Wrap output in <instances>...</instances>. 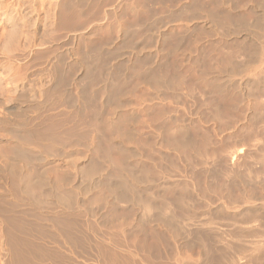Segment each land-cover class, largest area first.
<instances>
[{"label":"rangeland","instance_id":"374dc122","mask_svg":"<svg viewBox=\"0 0 264 264\" xmlns=\"http://www.w3.org/2000/svg\"><path fill=\"white\" fill-rule=\"evenodd\" d=\"M60 1L61 0H0V99L5 106H10V105L12 106L15 104L16 105L20 104L24 108L25 105H28V103H30V105L31 104H43V107L45 108L46 111L49 110L50 112H52V110H51L52 105L50 103H48V101L43 103L45 97H44V94L42 92L43 89H45L51 81V80H49L50 74L48 71H45V72L41 71L42 67H44V63L30 64L29 61H31L33 59L32 54L36 49L41 48V47L44 48L46 46H51V45H54L55 43H56L55 46H57L58 42H62L64 39H66L67 36L74 34L73 32H70L69 30L66 31L64 29H59V28L56 29L54 26V21L57 17L56 15H58V7L57 6H58V3ZM94 1H93V3H94ZM99 1L98 0L95 1L98 5H92L93 3L88 5L89 7L91 5L92 6L90 7L91 9H89V7L87 9L89 14H91V15L84 14L85 16L87 15L86 16V17H88L87 20L84 17V15H83V19H82V15H80L81 18L80 19L78 18L79 21L77 20L78 21L77 23L81 22V20H82V22L85 21L88 24H84L85 28L82 29V27H81V30H78L77 32H78V34L80 32V33H84L86 36H88L87 41L91 40L89 42H92V40H93L94 43L96 42V44L99 45L98 47L100 48L99 49L97 47V52L101 53V51H102V53L104 55V58H102L101 60L105 61V64L103 61H102V63H103V66L105 65L106 69L103 72H102V70L97 69V71H99L97 73L98 74L100 73V76H102V74L104 72H106V70L109 69V71H107V72H110V70L114 69V67L117 66L116 67V68H118V71H117L118 74L117 75L119 77L121 76L120 81H122V78H123L122 84L126 83L124 85L125 91L123 94H121V97H120L121 103L120 104H116L115 102L113 103V101H111L110 99H109L110 101H108L107 99L104 98L105 96L102 93L103 91L101 88V84H102L101 79L103 76L104 77L106 76V74H107V72H106L105 74H103V76L100 79L99 78L97 79L98 83L96 86L98 89H97V94H95V97H96L95 102L96 103H94V105L96 104L95 105L96 110H98L97 113H99L98 115H96V117H97V120L100 121L99 126H98L99 129L97 128L99 131V132L97 131L98 142L100 140L99 145L102 144L104 146L105 144L107 145L108 143L111 142L114 144V146H116V144H117L116 147L120 148L121 150H124L126 152V154L124 156V162H123V163H125V166H123L124 164L122 163L121 158L119 157V155L122 156L121 152L120 153L116 152L119 155H117L116 153L111 154L113 156V159L112 158L111 159L116 162V163L114 162L113 164L110 161L104 160L103 157L101 156V154H99L97 156V160L101 166V170L99 172L100 174L95 176V178H94L95 180L93 179V181H91L92 183L90 182V184L85 182V181H81V183H80L81 185H84V186L90 185V187L86 193L87 195H88V193L89 194H91V193L96 194L100 190V192L102 194H104V196H102V197H104V200H105V198L110 197V198H108V200H105L106 202L104 204L92 203L91 205L88 206L86 203H84L82 206H80L81 208L88 206V208H90L92 210L94 209L93 211H95L94 212L95 217L91 216L92 219H91V217L89 218V219H91L90 221L93 220V222L97 218L95 224L92 223L94 226H92L90 224L91 228H93L92 229L93 234H95L101 238L102 237H104V238L108 237L110 242H114L115 244H120L122 246H125L127 249L131 246L129 248V250H127L125 252L128 254V256L125 254L123 256V253L122 254L120 253V255L122 257H125V258H123L124 261L128 260L126 262H128V263L130 262L129 264H131L133 259H135L134 261H136L137 263L140 260L141 261V263L139 262L140 264H150L151 261L152 262L154 261L152 264H155V263L158 264L159 262L157 263V260H161L159 264H166L168 262H169L168 264H175V262H173L172 259H169V261H168L167 260L168 258L164 257V255H166L165 252H167L168 249L170 252V249H174V246L176 249L178 248L179 250H181V252H182V249H186V250L191 249L192 246L193 245L195 246V244L197 242L195 240L194 235H197L198 233H202V232H203V234H205L204 231L206 232L207 230L209 231V232H206L207 236L210 235V233L212 234L208 238L207 242L211 243V244L213 243L212 245L210 244V246H212L211 247L212 252L213 253L216 252V254H217V255L213 254L215 257H219V254H218V253H220L219 249H221L222 245H224V243H225L224 239H221V238L226 237V236H223L224 233L226 234V231H229L231 229H233V230L235 229V231H241V232L244 231L245 233L252 231V232H250L251 235H249V237L253 239V237H252L253 234H255L257 232L259 233V232L264 231L263 230L264 228H262V226H264L263 225L264 221H262V224L259 223V222H261L260 221L261 218H262V220H264V206H263L264 205V174H263L264 173V162H263L264 159H261V158H264V144H262V142H264V141H262V139H264V138H261V137H264V135H263L264 133L262 134L263 136H260L262 132H259L261 130H257L260 127V125L262 124V123L260 124L259 121L260 122L263 121V123H264V119H263L264 117L262 118V116H264V115L261 116V114L263 113L262 112L263 110L260 109V111H259V108L264 107L263 106L264 103L262 102V101H264V98H263L264 97V89H263L264 83L262 82V81H264V74H263L264 73V66H263L264 64L262 66L257 65L258 66L257 70L254 69L253 64H252L253 66L250 65L251 67H247L248 69H245V73L248 76V78H250V79H248V78L246 79L245 77H247V76L243 77V75H245L243 71H242L243 73H240L239 77H238V75L234 76V77L232 76L234 79H235V77H238L237 78L238 81L236 80L233 82L235 84H237L235 86V88L237 87L239 89H237L238 91L236 89H234L235 91H233L232 89L234 87L229 86L228 91L231 93H229L227 91L228 93L224 94V95H226L227 98L223 97V94L221 95V93L218 92L217 90L212 91L214 88L211 89L212 86L210 84L214 79H220V81H221L223 78L227 77V79H228L230 77V76L229 77L227 76V74H228L227 71H229V69H227V68L230 67V63L232 64L231 58L229 55L233 54L232 52H235L236 50L237 51L234 54L235 55L238 54V55H236V57H237L239 62L236 60V58H234V59L236 62H238V64L239 63L240 64H242V63L246 64L244 62H247L249 57L246 58L247 60H245V61L243 60L244 62H242V59H245L244 56L247 57V55H250V53H252L250 50L249 44L250 45L254 44V45L260 47L259 49L260 50L262 49L263 51L259 50V54L261 56L263 55L262 57L264 58V44H263L264 43V39H263L264 35L260 36L259 34H257L256 29H254L255 23H257V22H259V24H261V26L264 27V23H263L264 22V13H261L262 11L264 12V10H262V9H264V6L262 4H259V2L257 3L254 0H234L235 2H233V0H228L229 4L227 3L228 1H226V3L222 1L223 5L225 7V9H224L222 3L220 4V2H219V4H217V5H219L221 7V9L219 8L220 11L221 10L227 11L232 16H236V18L241 17L242 18L241 21L245 22L243 24V23L238 22L237 20H233L234 23L236 22V24H234L233 22L225 24V25H227V27H225V25H224V29L227 28L228 31H231V32L227 33V32H225L227 30H224L225 33H223L224 34L223 35L222 34V32H223L222 31L223 30L222 24H219V26H218V23H216V21L204 17V14L200 16V17L203 16L202 18H200L199 15L192 17V13H193L192 11H195V10L191 9V7H193L195 9V7L197 5H199V3H202V2L206 3V1L209 2L210 0H202V2H201V0H199V1L197 0L198 2L195 0L196 2L194 1V3H195L194 5H192L193 0H178L176 2L174 0H173L174 2L172 0H171L172 2L170 0H168V1L165 0L166 2L164 0L163 1L162 0H160V1L156 0L158 2L155 1V4L151 3V1H150L149 4H146V6L148 7L150 5L149 7L151 9L149 7L148 8L150 10H152L153 8L154 9L152 10V14H150V15H152V18H150V16L148 17L147 15H145L142 18L143 21L144 20L146 21V22L144 21V23H146L145 25H143L144 23L142 24L141 22H140L141 25L134 23L136 21L134 18V11H135L134 8L136 9V8L140 7L141 6L140 3L144 4L143 2H141V0H140V2H139V0H133V1L132 0H99ZM152 1H154V0H152ZM231 1H232V5L230 3ZM168 2H169V4H168ZM133 4L135 6L136 5H138V6L133 8L131 6ZM207 4H210V2L206 3V4L202 3L201 5H204V6H201V8H199V9L206 10V9H208V7L209 8L211 7V11H210V9H208L207 11L211 12V14H213L214 12H216L217 14L219 13V9H218L219 6L218 7L215 6L216 4L214 3L215 5L211 4V5H208L207 8H205ZM261 5H262V7H261ZM93 6H95V7H93ZM142 6H144V5H142ZM96 7L99 9V12L101 15L98 13L97 9H95ZM197 7H200V5ZM215 7L218 10H216V11L213 10ZM260 7H261V11H260ZM132 8L134 11L132 10ZM148 8H147V10H149ZM171 8H172L173 12L171 11ZM186 8H190L191 10L189 9V11H188ZM183 9L185 10V12L182 11ZM84 10H86V8ZM84 10H83V12L86 13L87 11H84ZM92 10L94 13L93 15L91 12ZM154 10H155V13H153ZM123 11H125V12H123ZM181 11L184 13H182ZM96 12L99 14V16H97L98 14ZM95 13H96V15H95ZM149 13H150V11H149ZM149 13H148V15H149ZM201 13H203V12H201ZM233 13H235V14H233ZM174 14H176L175 16H177V14L178 15L183 14V15L180 16L179 19L177 18V20H176V17L175 18L173 17ZM217 14H214V15L217 16ZM237 14H238V16H237ZM256 14L258 15V18H257ZM239 15H241V16H239ZM261 15L263 18L261 17ZM242 16L243 17L245 16V18L247 20L245 18H243ZM181 17L184 19H182ZM186 17H187V19H186ZM132 18L135 21H133ZM173 18H174V20H173ZM203 19H204V21H203ZM208 19L211 20V22L207 23L209 21ZM255 19L256 20L260 19L261 22L259 20L255 21ZM15 20H19V24H20L19 29H21L20 30L21 32H19V35L16 36L17 37L16 40H15V36L12 39L10 38V40H9V38L7 39V36H6L7 31L10 30L12 22H14ZM20 20L22 21L21 23H20ZM119 21H121V23ZM126 22L127 23L130 22L129 23L130 25L133 23L131 25V27L134 26L135 24L136 25H135V27H133L131 29L129 27V30H128L127 26H129V25L126 24ZM122 23H124V25H125L124 28L127 27V30L129 32H131L132 35L129 34V36H132L131 38L128 37V33L126 34V32H125V31H127L126 28L124 31ZM238 23L240 25H238ZM80 24H82V23H80ZM230 24H232V25H230ZM138 25L141 27H139ZM209 25L210 26H216L217 28L216 27H210ZM228 25L232 26V27L229 28ZM119 26H121L122 28ZM136 26H137L138 30H137ZM243 26H245V27L242 28ZM218 27H220L222 30L220 28L218 29ZM246 27H247V29H246ZM231 29H233V30H231ZM238 29H239V31H238ZM240 29L241 30L243 29V30L240 31ZM219 30H221V31H219ZM76 34L77 33L75 32V35ZM225 34L227 36H225ZM65 35H66V37H65ZM122 35H124V38H129V41H131L129 44L130 46L123 48L120 45L121 41L124 39L122 37ZM258 36H260L259 39H258ZM121 37H122V39H121ZM245 39L247 40V42ZM254 39H258V41L257 40L255 41ZM234 40L235 41L236 40H238V41L243 40L242 41L243 43L246 42V45H248V46H246V48H244V49L247 50L249 53L247 51L241 52L244 50V49H242V50H240V52L245 53V55L244 54L241 55V53L238 52L239 51V49H237L238 47L236 49L234 48L235 46H237L236 42H238V41L235 42ZM229 41H230V43L232 42V45L233 44H235V45L232 46L229 43ZM77 42L73 43L71 46L70 45H63L60 48L61 51L62 50L64 52L66 51L65 57L68 60L67 61L65 59L66 62H69L71 60V57H70L68 50L73 49V48L75 49L76 46H77L76 50L78 48H80V46H81L80 42L79 43H77ZM259 42L262 43L263 46ZM40 43H42V46ZM225 44H229V45L225 46ZM219 46H220V48H219ZM210 47L212 50L210 49ZM227 50H229L231 53ZM27 55H29V56H27ZM235 55L234 56L232 55V56L235 57ZM24 60H28V64L30 66H28L27 70L26 69L19 70L18 66ZM138 60H140V61L136 62ZM240 60L242 63L240 62ZM135 62H136V64H135ZM133 63H134V65H133ZM228 63H229V65H228ZM257 66H255V67H257ZM135 67H136V69H135ZM67 68H68L67 66H66V69L63 68L65 74H69V71H71ZM116 68H115V70H117ZM154 68H155V70L157 68L159 70L157 69V71H155ZM222 68H224V69L222 70ZM139 69H140V71H139ZM148 69L154 70L152 72L159 74V76L161 75L160 76L161 79H162V77H164L163 78L164 82L162 81L163 85L162 84H156L155 82H151V81L147 83V81L143 80V78L149 72ZM175 69L177 72L174 71ZM65 70L66 71L68 70V73ZM146 70H147V73H146ZM246 70H248L250 72L247 73ZM14 71H15V73H14ZM161 71L163 72L164 76L162 75V73L161 74L159 73ZM221 71H223V72L221 73ZM46 72H48L49 75ZM143 72H145L146 75ZM257 72L260 73L259 76H258ZM119 73H120V75H119ZM174 73H175V75H177V73H178V75H177L178 77L174 76L173 75ZM251 73L253 74L252 76H250ZM261 73L263 75H261ZM139 74L141 75V77H139ZM143 74H144V76L142 77ZM214 75H215V77H214ZM253 76H254V79L252 80ZM104 77H103V79H105ZM175 77L178 79V81L180 83L178 86L174 84V83L177 84V82H178ZM210 77H212V78L214 77V79H211ZM173 78H175L177 82L174 81ZM240 78L242 79L241 82L239 80ZM261 78H262V80H261ZM206 79L210 80L209 81L210 84L208 83V80H206ZM227 79H226V82H227ZM259 80H261L260 83H259ZM224 81H225V79H224ZM243 81H244V84H243ZM245 81H246V83L248 82L247 85H246ZM249 81H250V83L252 81L251 84L253 86H256L255 84L258 81L257 86H256L257 88L254 89L255 91L253 89H251V88H255V87H253L252 85H251L252 86L251 87ZM237 82H240V83H237ZM253 82H255V84ZM141 83H143V84H141ZM260 84L263 86H260ZM137 85H139V86H137ZM209 85H210V88H209ZM67 87L69 89H67ZM67 87H65L66 88L65 93L69 94V92H70V94H71L70 98H72V99L76 98L77 99V96L79 93V89H78L79 87L76 84H74L72 81H69V86L67 84ZM99 87H100V89H99ZM261 87H263V88H261ZM122 88H123V85H122ZM86 91H88V88ZM232 91H233V93H232ZM235 92L238 94V95H236V96H238L237 97L238 99L235 96V94H236ZM251 93H252V95L253 94L254 95L252 96ZM68 94H65L63 96L66 98V100L63 98L65 102L67 101V99H69L67 96ZM227 94H229V95H227ZM232 94H234V95H232ZM18 95L23 96V97L21 99H19ZM155 95H157V98ZM219 95H221L222 97ZM230 95L234 96V98ZM231 97L233 99H235V98L236 99L231 100L232 99ZM252 97L253 98L255 97V98L253 99ZM225 99H227V100H225ZM240 99L242 101H237ZM259 100H261V101H259ZM45 101H46V99H45ZM75 101H77V100H75ZM26 102H27V104H26ZM69 102L70 101H68L64 105H62L59 108L60 110H58V109L53 110V111H55L54 112L55 114L59 115L58 118L59 117L64 118L66 116V114H64V112L68 113V111H69L68 114L75 112V108L73 106H70L68 104ZM227 102H230V103H227ZM46 103H47V105H46ZM203 103H205V104H203ZM252 103H254V104H252ZM259 104H262L261 107ZM252 105H256V107L252 106ZM120 106H121V108H120ZM85 107H86V109L88 108L87 105ZM85 107H84V103H83V110H84L83 111L84 112L83 113L84 114L83 119L85 118V121L82 119H81L82 121L81 120L80 121L81 122L84 121L86 123V120H88L87 114L90 112L88 111V109L85 110ZM231 107H233V108H231ZM234 107L237 109L235 110ZM250 109H252V110H250ZM257 109H258V111H257ZM45 110L44 109L42 110V112H44V114L47 113ZM232 110L235 112V113L233 112L234 114L231 112ZM253 110H254V112H253ZM257 112L259 113L258 115L261 116V119L258 118V115L256 114ZM85 113H86V116H85ZM253 113H254V115H253ZM33 114L34 113L32 112V113H30V115H28L25 128L26 127L28 128L29 126L34 124V122H33V124L30 125L32 120L35 121V119H34L35 115L33 116ZM62 114H63V116H62ZM255 114L257 115V118H255V121L259 119L258 122L257 121L255 122L256 124L253 123L254 122L253 118L256 117ZM79 116L80 115H78V117ZM249 116L250 117L253 116L252 117V121H253L252 123L254 124L253 128L254 127L257 128L256 125L259 124L257 129L254 128L255 130H257L254 132H256V133L259 132L260 138L258 137L257 134L256 135L252 134L254 132H251V131H253L254 129L251 127L253 124L251 123V118ZM97 120H96V122H98ZM167 121H169V122H167ZM171 121L174 123H172ZM65 123L66 124H63L62 126H65V125L68 126L70 124V122H67V121ZM85 123H84V125H86V126L83 125V127H80L82 125L81 124V125H79V128L85 129L86 127H88L87 124H85ZM228 123H229V125H228ZM27 125H29V126H27ZM181 125H182V128H181ZM263 125H261V127L259 129L264 130ZM62 126H59V127L62 128ZM174 126L176 127V129L174 128ZM179 126H180L179 132L182 136L184 135V137H182L179 134V132L177 131ZM249 126H250V128H249ZM172 127L174 128V130ZM60 128H57V129H60ZM169 128L172 132H174L173 134L170 132ZM249 129H251V130H249ZM181 130H182V132H181ZM175 132H176V134H175ZM232 134L236 137H233ZM252 136H254V139L252 138ZM255 136L258 137V140H257V137H255ZM171 137L172 138L174 137V138L172 139ZM228 137H229V139H228ZM230 137H233V138H230ZM171 139L173 140L172 141L173 143L171 142ZM175 139L178 141H180V140L184 141L185 140L187 142L186 148L183 149V147H181V148L179 147L181 150L179 148H178L179 150L177 148H174L175 147L174 142H176ZM188 140L192 143L195 142L196 144L193 143L194 144L193 145ZM227 140H229V141H227ZM255 140H257L258 142ZM207 141H208V143H207ZM251 141H252L253 145L251 144ZM259 141H260V143H259ZM248 142H250V143H248ZM5 143L6 144L9 143V136L6 133V131L2 130L1 125H0V150H2V147H3V145H5ZM201 143H203V144H201ZM233 143H234V145H232ZM66 144H68V143H66ZM222 144L224 146H227L226 148L228 149L229 152L231 151L230 157L227 154L225 155L224 152H226L228 154H230V153L228 151H226L227 149ZM198 145L200 146V149H199ZM192 146H194L195 148ZM28 147L29 146L26 145V148H28ZM100 147L104 148L102 146H100ZM214 147H217V148L214 149ZM68 148H69V145L65 146V149H68ZM201 148H203V149H201ZM29 149H33L31 147V145L28 148V151H29ZM194 149L196 151H194ZM210 149H212L215 152H213L212 150L210 151ZM72 152H73L72 156L77 161L81 160V158H79V156H85V150L83 149V145L82 146L80 145L74 149L72 148ZM182 152L183 153L187 152L186 155L188 156V154H189V156L192 157V159L189 156L186 159L183 156L185 154H182ZM260 152L262 153V157H261ZM196 153H197V155H196ZM256 153H257V156H256ZM86 154L88 155V153H86ZM198 154H200L201 157H203V156L204 157L200 159ZM222 154H224V156ZM179 155L182 158H180ZM192 155L195 158H193ZM206 155H207V157H206ZM122 158H123V156H122ZM47 159H49V158H47ZM204 159H205V161H204ZM249 160H250V163H248ZM59 161H60L59 163L61 164V168L63 170L65 169V171H67L69 168H68V166H67V168L65 167L66 166L65 160L61 159ZM253 161H255L256 164ZM223 162H225V163H223ZM261 162H263V163H261ZM135 163H137V164H135ZM193 163H194V165H193ZM199 163L200 164L202 163L201 166ZM17 164L22 169H24L25 165L23 163V160H21V161L18 160ZM117 164L120 165V167H122V168H120ZM135 165H137V166H135ZM139 165L142 167L140 168ZM2 166H3V163H2L1 158H0V169L2 168ZM127 166H129V167H127ZM225 166L229 168V169L228 168L227 169L230 172L228 174L226 171V174L228 175V176L226 175V177L224 175L225 173L224 174L221 173L222 170L223 171H224V169L226 170ZM130 167H132L133 170L135 168V170H134L135 172L132 170V175H131V169L132 168L130 169ZM194 167H195V169H194ZM249 167H251V168L249 169ZM115 168L121 169V171L123 170L122 172L124 175L120 176V175H122V172L119 173L118 175L115 174L116 173ZM128 168L130 169V173L127 171ZM139 168L146 172V173H144L143 176H141L140 172L138 171ZM208 168L210 169V171ZM219 168H220V170H219ZM245 168L249 170L248 172L250 173V175H249V173H247V171L245 172V174L247 173L248 176H247V174L246 175L244 174V171L246 170ZM125 169H126V171H124ZM146 169L148 170V172ZM252 170H254L255 173ZM69 171H71V173H72L71 175L74 174L73 170H69ZM118 171H117V173H118ZM234 171H236L238 174ZM156 172L158 174H156ZM231 172L233 174H231ZM252 172L256 176L254 178H249V177L253 176ZM136 173H138V174H136ZM147 173L149 175H147ZM153 174H156V175H153ZM211 174H213V177ZM230 174H231V176L233 175V177L234 176L236 177V175L240 174L241 176H244L243 178H245V179H242V177H240V179H239L238 177L240 175L237 176L236 178H232L230 176L232 179H235L232 181V179L229 177ZM102 175H104L107 179L103 177V181H102L101 180ZM146 175H147V177H145ZM150 175H151V177H150ZM123 177H125L126 179ZM224 177H225V179H224ZM108 178L112 179V180H109ZM122 178L126 181L127 184L125 182H123ZM138 178L141 179V181ZM132 179L133 180L136 179L139 182L137 181L138 183H136V180H134L135 181L134 182ZM145 179H146V181H145ZM251 179L253 181H251ZM113 180H114V183L116 182L115 184L118 183L117 181H121L124 186L126 184V187L127 186L131 187L132 185H134L135 189L137 188V192H139V191H140L139 193L143 192L141 194L143 195L144 198H146L150 202H154V200H156V202L154 204L156 205V203H158L157 205L158 206L161 205V207H162V201L159 199L164 198V196L166 195L163 200L164 201L166 200V205L169 207L167 208V206H166V209H164V205H165L164 201H163V207L162 208L159 207L160 208L159 209L156 206V209L154 210L155 212L153 211L152 214L148 215V216H151V215L153 216V217L151 216V218H152L151 220H153L152 222H150L151 220L148 216L145 217V219H144L145 222H143V224H141L137 220H134L135 219L134 216L135 217L137 216L136 218H138L139 215L141 214L140 212H142V210H139V208H141L139 205H135V206L129 205V208L131 210L130 213H133V212L134 213L131 214V217H130V220H128L129 221L128 223L130 224V226H133V228H135V229L139 227L138 225L143 227V229L146 226L145 227L146 228L145 233H147V240L148 241L151 240L150 238L148 239V237H149L148 236L149 235L148 230L150 232L151 231L150 229L153 228V226H154L155 230H158V232L159 231L160 232L166 231L167 233L170 232L169 235L170 234L173 235V236H171V235L170 236L174 240L171 241V237L168 236V234H166V232H163L164 239L166 237L167 238L165 240L162 238V239H160L161 242L159 241L160 243L159 242L157 243L158 245H156V246L159 250L154 248V251H153L152 249L147 250L148 249L147 248L145 250V248L144 249L142 248L146 252H144V251L142 252V249H138L139 250V252H138L137 248L139 246L137 245L138 244L136 242L137 240L133 237L135 234L134 235L130 234V233H133V231L130 230V226L128 225V223L122 224L121 221H119V222H117L118 225L116 224V226H117L116 227L115 224H112L111 222H109V219L106 218V216L108 217V215H109V213H107V212H109L108 209L111 210L110 207H112V206H115V208H117V209H120V207H122V208L124 207L123 210L120 209L121 211H125L128 208L127 203H126L127 205H125L124 202H117V201L114 202L113 195L109 196L110 193H109L108 189H105V187L108 186V184H110V182H113ZM104 181H105V183H104ZM231 181L233 183H231ZM252 182H253V185H252ZM102 183H104L105 186ZM179 183H181V184L179 185ZM244 183L247 185H245ZM175 184L180 186L179 187L180 189L179 188L176 189L174 187ZM164 187H167V188L170 187V190L168 189L169 192L166 189L167 190V193L165 192L166 194L164 193V191H166V190H164ZM185 187L187 188L186 190H185ZM140 189H142V190H140ZM229 189H230V191H229ZM118 190L121 191V188ZM171 190L174 193L175 192L178 193V191L180 193H178V194L175 193L176 195L173 196L174 193ZM252 191H253V193H252ZM161 192H163L164 194L162 195ZM171 192L173 194H171ZM154 194L158 195L161 198H159L158 196H157L158 197L157 198L156 195H154ZM178 195L180 197H184L183 200L186 201L184 203H187L186 205H189V207L185 206V204H183L182 201L181 202L175 201V197H177ZM230 195L234 196V197H231ZM109 199H111L112 202ZM107 201L110 202V204L111 203L112 204L111 205L108 204ZM113 202H114V204H113ZM234 202L235 203L237 202L236 206H235ZM168 203H169V205H168ZM106 204H108V205L105 206ZM179 205L181 207L184 206V208L185 207L186 208L185 209L183 208L184 210H182ZM232 205L234 206L235 209L232 208L233 207ZM246 206H248V207H246ZM95 208H97V209H95ZM132 208L134 209V211L132 210ZM135 208L138 210H136ZM169 208H171V209H169ZM189 208L192 209L193 211L190 210ZM246 208H249L250 210L246 209ZM170 210H171V212H168ZM244 210H248V214L250 216L247 213H245L246 211H244ZM172 211H173V214H172ZM96 212H97V216L95 215ZM99 212H101V216H100ZM135 212H137V213H135ZM163 212H164V214H162ZM186 212L188 213V215H185ZM153 213L154 214L156 213L157 215H160L159 213H161V215H164L163 216L164 219H162L163 217L161 218V215L159 216L160 219L158 217L154 218ZM190 213H191V215H189ZM193 213L196 215V219H194L195 215ZM258 214L260 216L262 214L261 218ZM170 215H176L179 218L180 217L183 218V216H185V217L191 216V218H193V220H191V218H188V217L186 219L180 218V222L178 221L179 223L175 222L176 223V224L174 223L175 225L173 223H171L172 225H170V226L173 227V229H170V226H169L168 221H167L169 219L165 218V216L169 218ZM257 215H258L259 219H256L258 217H256V218L254 217ZM207 217H210V219H212L216 222L218 220V223H215L216 226L214 225V221H213V224L209 223L208 220L206 219ZM213 217H215L216 220L213 219ZM217 217H221V219L223 221L221 220V222H220L219 221L220 219L219 218L217 219ZM251 218L252 219L255 218V219L250 220ZM157 219H159V221H157ZM146 220H147V223H146ZM148 220H150V221H148ZM161 220H163L164 222ZM181 220L183 222H181ZM237 220H242L243 222L238 221L237 224H234V223H236L235 221H237ZM246 220H247V222H246ZM255 220H257L258 222ZM232 221H234V223ZM203 222H205V225ZM230 222L233 223V224L231 223L232 226H231ZM227 223L230 225H228ZM119 224H121V225H119ZM177 224L178 225L181 224V225L178 226ZM259 224H260V226L261 225L262 226L260 227ZM95 225L96 226L98 225V226L95 228ZM206 225H208V226H206ZM120 226L123 228V229H121V231L119 230V228H121ZM175 226L177 228L180 227L182 229L181 231H183V232L179 233L178 232V231H180L179 228L177 229ZM225 226H227V227L225 228ZM112 227H114V228L112 229ZM149 227H150V229H149ZM94 228H95V230H94ZM125 230H128V231L126 232ZM186 230H187V232H186ZM189 230L190 231L195 230L194 231L195 234L193 233V231H191L192 233L190 232L191 233L190 234ZM122 231L124 232V234L125 233H128V234L124 235L122 233ZM174 231H177L178 233L175 232V234H173ZM95 232H98V233H95ZM213 232L215 234L214 238H213ZM231 232L233 233L234 231L231 230ZM165 234H166V237H165ZM180 234L181 235L187 234V236H190L189 238H186L185 248L183 246V244L185 242L184 237H187V236L186 235L182 236L183 237L182 238ZM219 234H221L223 237H221V235H219ZM229 234H230V231H229V233L227 232L226 238H229L228 237ZM191 235H193V236H191ZM245 235H246L245 238L247 239L248 234H245ZM174 236L176 237V239L174 238ZM178 236H180V237L177 238ZM215 236L216 237L218 236V237L216 238ZM254 237L256 238L255 235H254ZM169 238H170L171 242L169 241ZM250 238H248L247 240H250ZM127 239H129V241L131 239V241L133 240L134 242L130 241L131 242L130 243ZM189 239H192L193 241L191 240L192 241L191 242ZM125 240H127V242ZM189 241H190V243H189L190 245L187 243ZM228 241L231 242V239H229ZM172 242H173L174 246L170 245ZM218 242H221V244H219ZM246 242H247L246 240H241V244H240L239 241H234L235 244L236 243L240 244L239 246H242V244H243V246H247L248 244ZM54 244H55L54 242H50V243L47 242V245L51 246V247L57 246L56 244L55 245ZM127 244H128V247H127ZM134 244H136L138 247L135 246ZM167 245L171 248H169ZM62 246L63 245L60 244L56 248H58L60 251L62 250L63 252H66L68 254L69 253L68 247L66 249L65 248L66 246H64V247H62ZM181 246H182V248H181ZM197 246H199L198 243H197L196 247H194V248L195 249L199 248V250H200V247L197 248ZM155 249L160 252V256L157 253H155ZM178 249H177V251L179 253H181ZM67 250H68V252H67ZM186 250H183L184 252H182V253H189V251L185 252ZM192 250H193V248H192ZM199 250H195V251H199ZM129 251L132 253L131 255H130ZM172 251H174V250H172ZM161 252L163 254H161ZM133 253H136V256L133 255ZM121 256L119 258L120 260L117 261V262H120L119 264H123L122 263L123 259L121 258ZM129 256L130 257L133 256L132 259L131 258L126 259V257H129ZM153 256H155V258ZM244 256H245V254L240 255L239 257H242V258H239V261L244 262L245 260L242 261L243 258H245ZM141 257H142V259H141ZM157 257H159V258H157ZM195 257L193 259H196ZM149 258L151 259L150 263H146L148 260H150ZM165 258H166V260H165ZM258 259H256L257 261L255 260L257 262V263L254 262L255 264H259L258 262H260L261 258H258ZM43 261H44L43 263L46 262V264L50 263L49 260H43ZM47 261H49V262H47ZM165 261H167V262H165ZM126 262L124 264H128ZM133 262H132V264H133ZM136 262H135V264H136ZM237 262H238V260H237ZM241 262H239V263H241ZM261 262H263V261L261 260ZM261 262H260V264H262ZM79 263L80 264H82V263L88 264L89 262L83 261L82 263L81 262H79ZM58 264H63V263H58ZM89 264H91V262ZM116 264H118V263H116ZM243 264H247V263H243ZM263 264H264V262H263Z\"/></svg>","mask_w":264,"mask_h":264},{"label":"bare ground","instance_id":"6f19581e","mask_svg":"<svg viewBox=\"0 0 264 264\" xmlns=\"http://www.w3.org/2000/svg\"><path fill=\"white\" fill-rule=\"evenodd\" d=\"M93 1L94 0H61L59 3H58V15H56L57 17H56V19H55V21H54V26H55V28L56 29H64V30H69L70 32H73L74 34H72V35H70V36H67L66 37V35H65V37H66V39H64L62 42H58L57 43V46H55L56 45V43L54 44V45H51V46H46V47H44V48H38V49H36L34 52H33V54H32V60L31 61H29V63L30 64H33V63H44V67H42V69H41V71H43V72H45V71H48L49 72V74H50V78H49V80H51L50 81V83H49V85H47V87L45 88V89H43V94H44V102L43 103H45V102H47L48 101V103H50L52 106H51V110H52V112H50L48 109V111H46L45 110V108L43 107V104H31L30 105V103H28V105H25V107L23 108L22 107V105H20V104H15V105H10V106H5L4 104H3V102L1 101V99H0V125H1V128H2V130H4V131H6V133L8 134V136H9V143L8 144H6L5 143V145H3V147H2V150H0V158H1V161H2V163H3V166H2V168L0 169V264H46V262L45 263H43L44 261L43 260H49L50 261V263H48V264H58V263H63V264H80L79 262H83V261H88L89 263L91 262V264H116V263H120V262H117L118 260H120L119 258H120V253L122 254L123 253V256H124V254L125 255H127L128 256V254L127 253H125L127 250H129V248L131 247H129L128 249L125 247V246H122V245H120V244H115L114 242H110L109 241V238L108 237H99V236H97V235H95V234H93V231H92V229L93 228H91V225L92 226H94L93 224H95V222H96V219L94 220V222H93V220L92 221H90L91 219H92V217L91 216H93V217H95L94 216V212L95 211H93L92 209H90V208H88V206L89 205H91L92 203H101V204H104L106 201L105 200H108V198H110V197H107V198H105V200H104V197H102V196H104V194H102L101 192H100V190L96 193V194H89L88 193V195L86 194L87 193V190L89 189V187H90V185H86V186H84V185H81L80 183H81V181H85V182H87V183H89L90 184V182L91 181H93V179L95 178V176H97L98 174H100L99 172H100V170H101V166H100V164L98 163V160H97V156L99 155V154H101V156L103 157V159L104 160H106V161H110L112 164L115 162L114 160H112L113 159V156L111 155L112 153H116V152H118V153H120L121 152V154H122V156H123V158H122V156H120L118 153H116L117 155H119V157L121 158V161H122V163L124 162V156H125V154H126V152L124 151V150H121L120 148H117L116 146H117V144H116V146H114V144L113 143H108L107 145L105 144L104 146L101 144V145H99L100 144V140H99V142H98V138H97V131H98V126H99V122L100 121H98L97 120V117H96V115H98L99 113H97V111L98 110H96V104L94 105V103H96L95 102V100H96V97H95V94H97V83H98V81H97V79L99 78H101L102 76H103V74H105L107 71H109V69L108 70H106V72H104L103 74H102V76H100V73L98 74L97 72H99V71H97V69H100V70H102V72L106 69L105 68V65L103 66V63H102V61L103 60H101L102 58H104V55H103V53H102V51H101V53L100 52H97V47L99 46V45H97L96 44V42L94 43V41L92 40V42H89V41H91V40H88L87 41V38H88V36H86L84 33H80L79 32V34H78V30H81V27H82V29L83 28H85V25L84 24H88L87 22H85V21H83L82 22V20H81V22H79V23H77L79 20H78V18L80 19L81 17H80V15H82V19H83V15L84 14H89V12L87 11V9H88V5H90L91 3H93ZM95 1H97V0H95ZM94 1V3L92 4V5H98L96 2ZM99 1V0H98ZM133 1V0H132ZM131 1V2H132ZM151 1V3H153V4H155V1L156 0H154V1H152V0H141V2H143L144 4H142V3H140L141 4V6L142 5H144V6H140V7H138V8H134V7H137L138 5H131L133 8H134V10H133V8H132V10L134 11V18H135V20L133 19V21H135L134 23H137V24H139V25H141V23L143 24L144 23V21L142 20V18L145 16V15H147L148 17L150 16V18H152V15H150V14H152V10L154 9H152V10H150L147 6H146V4H149V2ZM158 1H160V0H158ZM158 1H156V2H158ZM163 1V0H162ZM165 1V0H164ZM168 1V0H167ZM171 1V0H170ZM173 1V0H172ZM171 1V2H172ZM175 2L176 1H178V0H174ZM173 1V2H174ZM194 1L195 0H193V4L192 5H194L195 3H194ZM197 1V0H196ZM195 1V2H196ZM199 1V0H198ZM197 1V2H198ZM222 1L223 2H225L226 3V1H228V0H210L209 2H210V4H207L206 5V7L205 8H207V6L208 5H211V4H214L215 6H219V5H217V4H219V2H220V4L222 3ZM254 1H256L257 3L259 2V4H262L263 6H264V0H254ZM100 2V1H99ZM139 2H140V0H139ZM166 2V1H165ZM192 2V1H191ZM201 2H202V0H201ZM209 2H207L206 1V3H209ZM233 2H235L234 0H233ZM96 3V4H95ZM101 3V2H100ZM133 3V2H132ZM150 3V4H151ZM160 3V2H159ZM203 4H206L205 2H202ZM202 3H199V5H200V7H197V6H199V5H197L196 7H195V9L193 8V7H191V9H193V10H195V11H192L191 13H192V17H194V16H198L199 15V17L201 16V15H203L204 14V17H206V18H209V19H211V20H214V21H216V23H218V26H219V24H222V29L220 28V27H218V29L220 28L223 32H222V34L223 33H225V32H227V33H229V32H231V31H228V29L227 28H225L224 29V25L225 24H228V23H230V22H233L234 23V21L233 20H237L238 22H240V23H245V22H242L241 20H242V18L240 17H238V18H236V16H232L230 13H228L227 11H220V9H221V7L219 6L218 7V9H219V15L216 13V12H214L213 14H211V12H209V11H207L208 9H210V11H211V7L209 8L208 7V9H206V10H202V9H199V8H201V6H204V5H201ZM228 4H229V1L227 2ZM231 3V5H232V1L230 2ZM138 4V3H137ZM139 4V5H140ZM161 4V3H160ZM164 4V3H163ZM168 4H169V2H168ZM190 4V3H189ZM91 5V6H92ZM101 5V4H100ZM187 5V4H186ZM191 5V6H192ZM222 5H223V3H222ZM221 5V6H222ZM262 5H261V7H262ZM90 6V7H91ZM152 6V5H151ZM155 6V5H154ZM168 6V5H167ZM213 6V5H212ZM89 7V9H91ZM93 7H95V6H93ZM99 7V6H98ZM153 7V6H152ZM169 7V6H168ZM223 7H224V5H223ZM222 7V8H223ZM261 7H260V11H261ZM86 8V10H84ZM131 8V7H130ZM146 8V9H145ZM147 8L149 9V10H147ZM197 8V9H196ZM95 9H97V11H98V13L100 14V12H99V9L96 7ZM94 9V10H95ZM125 9V8H124ZM188 11H189V9L190 8H186ZM190 9V10H191ZM213 9V8H212ZM216 7L213 9V10H218ZM224 9H225V7H224ZM83 10L84 11H87L86 13L85 12H83ZM202 10V11H201ZM212 10V11H213ZM231 10V9H230ZM262 10H264V9H262ZM16 11V10H15ZM90 11V10H89ZM131 11V10H130ZM132 11V12H133ZM149 11H150V13H149ZM171 11H172V8H171ZM182 11H184L185 12V10L183 9ZM181 11V12H182ZM92 12V15L94 14L93 13V10L91 11ZM95 12V11H94ZM123 12H125V11H123ZM173 12V11H172ZM184 12H182V13H184ZM201 12H203V13H201ZM83 13V14H82ZM97 13V12H96ZM96 13H95V15H96ZM97 13V14H98ZM148 13H149V15H148ZM153 13H155V10L153 11ZM260 13V12H259ZM261 13H264L263 11L261 12ZM99 14L97 15V16H99ZM126 14V13H125ZM214 14H217V16L216 15H214ZM233 14H235V13H233ZM86 15V16H87ZM89 15H91V14H89ZM101 15V14H100ZM124 15V14H123ZM176 14H174V18L176 17V20H177V18L179 19L180 18V16H182V15H178L177 14V16H175ZM185 15V14H184ZM257 15V14H256ZM255 15V16H256ZM263 15V14H262ZM262 15H261V17H262ZM85 15H84V17L86 18V20H87V18L88 17H86ZM154 16V15H153ZM237 16H238V14H237ZM239 16H241V15H239ZM26 17V16H25ZM133 17V16H132ZM147 17V18H148ZM188 17V16H187ZM187 17H186V19H187ZM198 17V18H199ZM203 17V16H202ZM202 17H200V18H202ZM243 17V16H242ZM174 18H173V20H174ZM182 18V17H181ZM243 18H245V16L243 17ZM257 18H258V15H257ZM263 18V17H262ZM182 19H184V18H182ZM189 19V18H188ZM205 19V18H204ZM204 19H203V21H204ZM208 19V20H209ZM246 19V18H245ZM78 20V21H77ZM152 20V19H151ZM196 20V19H195ZM201 20V19H200ZM211 20H209L207 23H209V22H211ZM247 20V19H246ZM257 20H259L260 22H261V20L260 19H257ZM256 19H255V21H257ZM263 20V19H262ZM91 21V20H90ZM132 21V22H133ZM138 21V22H137ZM143 21V22H142ZM244 21V20H243ZM22 21L20 20V23H21ZM24 22V21H23ZM85 22V23H84ZM120 23H121V21H119ZM141 22V23H140ZM146 22V21H145ZM28 23V22H27ZM80 23H82V24H80ZM130 23V22H129ZM129 23H127L126 22V24H128L129 26H127L128 27V30H129V27H130V29L131 28H133V27H135V25L134 26H132L131 27V25L133 24H129ZM214 23V22H213ZM264 23V22H263ZM118 24V23H117ZM146 23H144L143 25H145ZM234 24H236V22L234 23ZM32 25V24H31ZM39 25V24H38ZM138 25V26H139ZM215 25V24H214ZM230 25H232V24H230ZM238 25H240L239 23H238ZM263 25V24H262ZM122 26H123V28H124V23H122ZM210 26V25H209ZM235 26V25H234ZM119 27H121V26H119ZM127 27H125L126 28V30H127ZM139 27H141V26H139ZM143 27V26H142ZM210 27H216V26H210ZM225 27H227V25H225ZM228 27L229 28H231L232 26H229L228 25ZM236 27V26H235ZM245 26H243L242 28H244ZM253 27V26H252ZM255 28L254 29H256V31H257V34H259L260 36H263L264 35V27L263 26H261V24H259V22H257V23H255V26H254ZM20 28V24H19V20H15L14 22H12V25H11V28H10V30L9 31H7V39L9 38V40H10V38L12 39L14 36H15V40H16V36L17 35H19V32H21L20 30L21 29H19ZM122 28V27H121ZM125 28H124V31H125ZM136 28H137V26H136ZM217 28V27H216ZM234 28V27H233ZM238 28V27H237ZM212 29V28H211ZM214 29V28H213ZM236 29V28H235ZM246 29H247V27H246ZM120 30V29H119ZM123 30V29H122ZM127 30V31H128ZM137 30H138V28H137ZM136 30V31H137ZM217 30V29H216ZM215 30V31H216ZM221 30H219V31H221ZM224 30H227V31H225L224 32ZM231 30H233V29H231ZM243 30V29H242ZM241 29H240V31H242ZM245 30V29H244ZM127 31H125L126 32V34L128 33V37H132V36H129V34H131V32H127ZM131 31V30H130ZM238 31H239V29H238ZM75 32L77 33L76 35H75ZM121 32V31H120ZM214 32V31H213ZM233 33V32H232ZM134 34V33H133ZM27 35V34H26ZM88 35V34H87ZM132 35V34H131ZM224 35V34H223ZM229 35V34H228ZM126 36V35H125ZM222 36V35H221ZM225 36H227L226 34H225ZM260 36H258V39L260 38ZM64 37V38H65ZM122 37L124 38V35H122ZM122 37H121V39H122ZM224 37V36H223ZM256 37V36H255ZM248 38V37H247ZM243 39V38H242ZM258 39H254L255 41L257 40L258 41ZM263 39H264V37H263ZM62 40V39H61ZM100 40V39H99ZM229 40V39H228ZM246 40V39H245ZM244 40V41H245ZM251 40V39H250ZM78 41V42H77ZM86 41V42H85ZM233 41V40H232ZM235 41V40H234ZM236 41H238V40H236ZM235 41V42H236ZM243 40H241V41H238V42H236L237 44V46H235L234 48L236 49L237 47V49H239V51L238 52H240V50H242V49H244V48H246V46H248V45H246V42H247V40H246V42L245 43H243L242 42ZM249 41V40H248ZM254 41V42H255ZM75 42H77V43H79L80 42V48H78L77 50H76V48H77V46L75 47V49L73 48V49H70V50H68V52H69V54H70V57H71V60L69 61V62H66L65 61V59H66V57H65V55H66V51L64 52L63 50L61 51L60 50V48L63 46V45H72L73 43H75ZM130 42L131 41H129V38H124L122 41H121V43H120V45L124 48V47H128V46H130L129 44H130ZM217 42V41H216ZM76 43V44H77ZM212 43V42H211ZM218 43V42H217ZM216 43V44H217ZM229 43H230V41H229ZM260 43V42H259ZM41 44V46H42V43H40ZM231 45H232V42L230 43ZM258 44V43H257ZM260 44H262V43H260ZM264 44V43H263ZM263 44H262V46H263ZM211 45V44H210ZM214 45V44H213ZM220 45V44H219ZM226 45H229V44H225V46ZM233 45H235V44H233ZM232 45V46H233ZM55 46V47H54ZM215 46V45H214ZM249 46H250V50H251V52L252 53H250V55H247V57L246 56H244L245 57V59H242V62H244L245 60H247L246 58H248V60H247V62H244V63H246V64H243L242 62H241V60H240V62L243 64H238V59H237V57H236V55H238V54H234V53H236V51L235 52H232L233 54H231V55H229L230 56V58H231V62H232V64L230 63V67L229 68H227V69H229V71H227L228 72V74H227V76L230 78H228L227 79V77L226 78H223L221 81H220V79H214V77H215V75H214V77L212 78V77H210L211 79H214L212 82H211V84H210V80L209 79H206V80H208V83L212 86V88L211 89H213L212 91H218V92H220L221 93V95L223 94V97H225V98H227L226 97V95H224V94H226V93H228L229 91H228V87L229 86H232V87H234L232 90L233 91H235L234 89H239V88H235V86L237 85V84H235L233 81H236L237 80V78L239 77V75H240V73H243L244 72V74L245 75H243V77L244 76H247L246 75V73H245V69H248L247 67H251L250 65H254V69H256L257 70V68H258V66H262L263 64H264V58L259 54V48L260 47H258V46H256V45H250L249 44ZM254 46V47H253ZM99 48V47H98ZM131 48V47H130ZM213 48V47H212ZM215 48V47H214ZM219 48H220V46H219ZM228 48V47H227ZM226 48V49H227ZM233 48V49H234ZM100 49V48H99ZM210 49H211V47H210ZM234 49V50H235ZM22 50V49H21ZM212 50V49H211ZM24 51V50H23ZM219 51V50H218ZM227 51H229V50H227ZM247 50H243V51H241V52H246ZM260 51H263L262 49L260 50ZM230 52V51H229ZM240 52V53H241ZM248 52V51H247ZM221 53V52H220ZM224 53V52H223ZM231 53V52H230ZM249 53V52H248ZM263 53V52H262ZM242 54H244L245 55V53H241V55ZM228 55V54H227ZM235 55V57H233V56ZM27 56H29V55H27ZM233 58H232V57ZM25 57V56H24ZM228 57V56H227ZM229 58V59H230ZM234 58H236V60L238 61V62H236L235 61V59ZM110 59V58H109ZM234 59V60H233ZM67 60V59H66ZM233 60V61H232ZM244 60V61H243ZM68 61V60H67ZM135 61V60H134ZM140 60H138V61H136V62H139ZM230 61V60H229ZM235 61V62H234ZM104 62V64H105V61H103ZM107 62V61H106ZM136 62H135V64H136ZM138 64V63H137ZM133 65H134V63H133ZM140 65V64H139ZM138 65V66H139ZM228 65H229V63H228ZM252 65V66H253ZM258 65V66H257ZM28 66H30L29 64H28V60H24V61H22L21 63H20V65L18 66V69L19 70H21V69H28ZM66 66L68 67L67 69H69V70H71V71H69V74H65L64 73V70H63V68H65L66 69ZM227 66V65H226ZM255 66H257V67H255ZM264 66V65H263ZM107 67V66H106ZM117 67V66H116ZM116 67H114V69H112V70H110V72H107V74H106V76L104 77L105 79H103V77H102V79H101V81H102V84H101V88H102V93L104 94V98L105 99H107L108 101H113V103L115 102L116 104H120L121 103V99H120V97H121V94H123L124 93V85L126 84V83H124V84H122L123 83V78H122V81H120V77L117 75L118 74V68H116ZM130 67V66H129ZM115 68L117 69V70H115ZM153 68V67H152ZM225 68V67H224ZM224 68H222V70L224 69ZM120 69V68H119ZM135 69H136V67H135ZM147 69V68H146ZM158 69V68H157ZM157 69L155 70V68H154V70L155 71H157ZM261 69V68H260ZM15 70V69H14ZM17 70V69H16ZM133 70V69H132ZM149 70V72L147 73V70H146V73H147V75H146V73L145 72H143L146 76L143 78V80H145V81H147V83L148 82H155L156 84H162L163 82H164V80H163V78L164 77H162V79L160 78V76H159V74H156L155 72L153 73L152 71H154V70H151V69H148ZM151 70V71H150ZM159 70V69H158ZM9 71V70H8ZM18 71V70H17ZM66 71V70H65ZM136 71V70H135ZM139 71H140V69H139ZM143 71V70H142ZM174 71H176V69L174 70ZM226 71V70H225ZM243 71V72H242ZM247 71V73L248 72H250V71H248V70H246ZM253 71V70H252ZM260 71V70H259ZM22 72V71H21ZM48 72H46L47 74H48ZM67 73H68V70L66 71ZM134 72V71H133ZM177 72V71H176ZM223 71H221V73H222ZM11 73V72H10ZM14 73H15V71H14ZM160 74L162 73V75H163V72L161 71V72H159ZM258 73V72H257ZM48 74V75H49ZM134 74V73H133ZM142 74V73H141ZM144 74L142 75V77L144 76ZM219 74V73H218ZM224 74V73H223ZM259 74L260 73H258V76H259ZM264 74V73H263ZM262 73H261V75H263ZM119 75H120V73H119ZM166 75V74H165ZM174 76H177L178 75V73H177V75H175V73L173 74ZM181 75V74H180ZM238 75V77H235V79L233 78L234 76H237ZM253 74L251 73V75L250 76H252ZM256 75V74H255ZM260 75V76H261ZM124 76V75H123ZM164 76V75H163ZM222 76V75H221ZM224 76V75H223ZM233 76V77H232ZM257 76V77H258ZM139 77H141V75L139 74ZM178 77V76H177ZM225 77V76H224ZM242 77V76H241ZM256 77V76H255ZM262 77V76H261ZM171 78V77H170ZM176 78V77H175ZM175 78H173L174 79V81H176V79ZM207 78V77H206ZM232 78V79H231ZM246 79L248 78V76L247 77H245ZM244 78V79H245ZM252 78V77H251ZM260 78V77H259ZM263 78V77H262ZM262 78H261V80H262ZM29 79V78H28ZM125 79V78H124ZM140 79V78H139ZM180 79V78H179ZM224 79H225V81H224ZM226 79H227V82H226ZM234 79V80H233ZM243 79V80H244ZM245 79V80H246ZM248 79H250V78H248ZM254 79V76H253V78H252V80ZM258 79V78H257ZM142 80V81H143ZM181 80V79H180ZM240 80V82H241V78L239 79ZM261 80H259V83H260V81ZM69 81H72L74 84H76L79 88V93H78V96H77V99L75 98V99H72V98H70V96H71V94H70V92H69V94L68 93H65V91H66V88L65 87H67V84H68V86H69ZM100 81V82H101ZM163 81V82H162ZM177 81H178V79H177ZM176 81V82H177ZM238 81V80H237ZM126 82V81H125ZM140 82V81H139ZM240 82H237V83H240ZM263 83H264V81H262ZM71 83V82H70ZM245 83H246V81H245ZM248 83V82H247ZM247 83H246V85H247ZM249 83H250V81H249ZM251 83H252V81H251ZM250 83V86L252 85ZM254 84H255V82H253ZM257 83H258V81H257ZM257 83L255 84L256 86H257ZM140 84V83H139ZM141 84H143V83H141ZM173 84V83H172ZM175 85H179L180 83H179V81L177 82V84L176 83H174ZM229 84V85H228ZM235 84V85H234ZM243 84H244V81H243ZM122 85H123V88H122ZM163 85V84H162ZM166 85V84H165ZM210 85H209V88H210ZM137 86H139V85H137ZM159 86V85H158ZM174 86V85H173ZM245 86V85H244ZM253 86V85H252ZM251 86V87H252ZM256 86H253V87H255V88H251V89H256L257 87ZM260 86H263V85H261L260 84ZM126 87V86H125ZM176 87V86H175ZM264 87V86H263ZM263 87H261V88H263ZM87 88H88V91H86L87 90ZM130 88V87H129ZM250 88V87H249ZM67 89H69L68 87H67ZM99 89H100V87H99ZM126 89V88H125ZM171 89V88H170ZM264 89V88H263ZM172 90V89H171ZM228 91V92H227ZM233 91H232V93H233ZM238 91V90H237ZM255 91V90H254ZM262 91V90H261ZM68 92V91H67ZM78 92V91H77ZM127 92V91H126ZM242 92V91H241ZM263 92V91H262ZM212 93V92H211ZM216 93V92H215ZM229 93H231V92H229ZM236 93V92H235ZM240 93V92H239ZM260 93V92H259ZM65 94H68L67 96H68V98L69 99H67V101L66 102H68V101H70L68 104L70 105V106H73L74 108H75V112L74 113H70V114H68L69 113V111H68V113L67 112H64V114H66V116L63 118V117H59L58 118V116L59 115H57V114H55L54 112L55 111H53V110H56V109H58V110H60L59 108L62 106V105H64L66 102L64 101V99L66 100V98L65 97H63ZM173 94V93H172ZM217 94V93H216ZM242 94V93H241ZM248 94V93H247ZM262 94V93H261ZM14 95V94H13ZM221 95H219V96H221ZM227 95H229V94H227ZM232 95H234V94H232ZM232 95H230V96H232ZM236 95H238L237 93L235 94V96ZM251 95H252V93H251ZM254 95V94H253ZM252 95V96H253ZM19 96V95H18ZM75 96V97H76ZM156 96V98H157V95H155ZM154 96V97H155ZM240 96V95H239ZM23 96H19V99H21ZM125 97V96H124ZM222 97V96H221ZM233 98H234V96H232ZM231 97V98H232ZM238 96H236V98H237ZM64 98V99H63ZM193 98V97H192ZM230 98V97H229ZM228 98V99H229ZM231 99V100H235V99ZM240 98V97H239ZM253 98V97H252ZM255 98V97H254ZM253 98V99H254ZM264 98V97H263ZM45 99H46V101H45ZM71 99V100H70ZM110 99V100H109ZM238 99V98H237ZM75 100H77V101H75ZM225 100H227V99H225ZM229 101V100H228ZM237 101H242L241 99L240 100H237ZM259 101H261V100H259ZM22 102V101H21ZM202 102V101H201ZM235 102V101H234ZM233 102V103H234ZM263 103H264V101H262ZM83 103H84V107L87 105V109H88V111L90 112V113H88L87 114V118H88V120H86V123L84 122L85 121V118L83 119ZM227 103H230V102H227ZM238 103V102H237ZM256 103V102H255ZM262 103V104H263ZM26 104H27V102H26ZM203 104H205V103H203ZM252 104H254V103H252ZM257 104V103H256ZM262 104H259L260 105V107H261V105ZM46 105H47V103H46ZM122 105V104H121ZM258 105V104H257ZM116 106V105H115ZM118 106V105H117ZM123 106V105H122ZM199 106V105H198ZM231 106V105H230ZM252 106H255L256 107V105H252ZM264 106V105H263ZM46 107V106H45ZM48 107V106H47ZM119 107V106H118ZM259 107V106H258ZM120 108H121V106H120ZM197 108V107H196ZM206 108V107H205ZM231 108H233V107H231ZM235 108V107H234ZM45 110L47 113L46 114H44V112H42V110ZM86 109V107H85V110H87ZM90 109V110H89ZM199 109V108H198ZM237 108H235V110H236ZM260 109H262L263 111V113L261 114V116L262 115H264V107L263 108H259V111H260ZM234 110V109H233ZM231 111L232 113L235 111ZM250 110H252V109H250ZM196 111V110H195ZM257 111H258V109H257ZM34 113L33 114V116H34V119H35V121L34 120H32L31 121V123H30V125L31 124H33V122H34V124L33 125H31V126H29V125H27V126H29L28 128L26 127L25 128V126H26V120H27V117H28V115H30V113ZM40 112V113H39ZM43 114H42V113ZM57 112V111H56ZM212 112V111H211ZM210 112V113H211ZM214 112V111H213ZM253 112H254V110H253ZM36 113V114H35ZM87 113V112H86ZM86 113H85V116H86ZM235 113V112H234ZM233 113V114H234ZM232 114V115H233ZM257 115L259 114L258 112L256 113ZM255 114V115H256ZM57 115V116H56ZM78 115H80L79 117H78ZM215 115V114H214ZM213 115V116H214ZM218 115V114H217ZM216 115V116H217ZM251 115V114H250ZM253 115H254V113H253ZM257 115H256V117H254L253 119V121H252V117H250L251 118V123L253 122V123H255L256 121L258 122V120L259 119H261V116H259L258 115V120H256L255 121V118H257ZM62 116H63V114H62ZM210 116V115H209ZM215 116V117H216ZM235 116V115H234ZM237 116V115H236ZM77 117V118H76ZM207 117V116H206ZM218 117V116H217ZM238 117V116H237ZM264 116H262V118H263ZM99 118V117H98ZM220 118V117H219ZM236 118V117H235ZM84 120L83 122L85 123V124H87V126L88 127H86L85 129L84 128H82V129H80L79 128V125H81L80 127H83V125H84V123L83 122H81L82 120ZM169 119V118H168ZM217 119V118H216ZM264 119V118H263ZM81 120V121H80ZM96 120L98 121V122H96ZM171 120V119H170ZM70 122V124L68 125V126H62L63 124H66L65 122ZM231 121V120H230ZM28 122V121H27ZM62 122V123H61ZM167 122H169V121H167ZM172 122V121H171ZM180 122V121H179ZM199 122V121H198ZM232 122V121H231ZM172 123H174V122H172ZM250 123V124H251ZM252 123V124H253ZM259 123L261 124V125H263L264 123H263V121L262 122H260L259 121ZM29 124V123H28ZM60 124V125H59ZM98 124V125H97ZM109 124V123H108ZM163 124V123H162ZM231 124V123H230ZM246 124V123H245ZM249 124V125H250ZM256 124V123H255ZM62 126V128H60L59 126ZM158 125V124H157ZM176 125V124H175ZM180 125V124H179ZM228 125H229V123H228ZM261 125H260V127H261ZM84 126H86V125H84ZM103 126V125H102ZM173 126V125H172ZM236 126V125H235ZM239 126V125H238ZM251 126V125H250ZM250 126H249V128H250ZM253 126H254V124L251 126L252 128H253ZM257 126V128H258V126H259V124L258 125H256ZM101 127V126H100ZM244 127V126H243ZM259 127V128H260ZM263 127H264V125H263ZM57 128H60V129H57ZM98 128V129H97ZM173 128V127H172ZM174 128L176 129V127L174 126ZM174 128H173V130H174ZM181 128H182V125H181ZM185 128V127H184ZM235 128V127H234ZM245 128V127H244ZM255 129H257L256 127H254ZM253 128V129H254ZM257 129V130H261V131H259V132H262L261 133V135H260V133L259 132H254V131H257V130H253V131H251V132H254V133H252V134H257L258 135V137H259V135L260 136H263L264 134V130L263 129ZM108 129V128H107ZM168 130V129H167ZM169 130H170V128H169ZM201 130V129H200ZM233 130V129H232ZM249 130H251V129H249ZM263 130V131H262ZM162 131V130H161ZM178 132L180 131V126L178 127V130H177ZM99 132V131H98ZM157 132V131H156ZM170 132L173 134L174 132H172L171 130H170ZM181 132H182V130H181ZM243 132V131H242ZM231 133V132H230ZM241 133V132H240ZM259 133V134H258ZM175 134H176V132H175ZM179 134H180V132H179ZM178 134V135H179ZM228 134V133H227ZM234 134V133H233ZM232 134V135H233ZM263 134V135H262ZM171 135V134H170ZM181 135V134H180ZM206 135V134H205ZM182 136V135H181ZM228 136V135H227ZM231 136V135H230ZM243 136V135H242ZM180 137V136H179ZM182 137H184V135L182 136ZM201 137V136H200ZM233 137H236V136H234L233 135ZM233 137H230V138H233ZM240 137V136H239ZM255 137H257V136H255ZM258 137H257V140H258ZM172 138V137H171ZM174 138V137H173ZM172 138V139H173ZM186 138V137H185ZM205 138V137H204ZM250 138V137H249ZM252 138L254 139V136H252ZM260 138V137H259ZM261 138H264V137H261ZM171 139V142L173 141ZM181 139V138H180ZM228 139H229V137H228ZM247 139V138H246ZM251 139V138H250ZM256 139V138H255ZM176 140V139H175ZM202 140V139H201ZM208 140V139H207ZM257 140H255V141H257ZM189 141V140H188ZM227 141H229V140H227ZM226 141V142H227ZM262 141H264V139H262ZM261 141V142H262ZM190 142V141H189ZM223 142V141H222ZM258 142V141H257ZM66 143H68V144H66ZM173 143V142H172ZM175 144V147L174 148H181V147H183V149L184 148H186V146H187V142L184 140H180V141H178V140H176V142H174ZM190 143H192V142H190ZM193 143H195V142H193ZM192 143V144H193ZM207 143H208V141H207ZM230 143V142H229ZM237 143V142H236ZM248 143H250V142H248ZM259 143H260V141H259ZM196 144V143H195ZM201 144H203V143H201ZM251 144H252V141H251ZM262 144H264V142H262ZM26 145H28L29 147H30V145H31V147L33 148V149H29V151H28V148H26ZM69 145V148L68 149H65V146H68ZM82 146L83 145V149L85 150V156H79V158H81V160L80 161H77L76 159H74V157L72 156V148L74 149V148H77L78 146ZM172 145V144H171ZM194 145V144H193ZM223 145V144H222ZM232 145H234V143L232 144ZM253 145V144H252ZM100 146H102V147H104V148H101ZM199 146V145H198ZM224 146V145H223ZM251 146V145H250ZM172 147V146H171ZM192 147H194V146H192ZM191 147V148H192ZM225 148L227 147V146H224ZM239 147V146H238ZM237 147V148H238ZM173 148V147H172ZM179 148V149H180ZM195 148V147H194ZM215 148H217V147H214V149ZM224 148V149H225ZM231 148V147H230ZM178 149V150H179ZM199 149H200V146H199ZM201 149H203V148H201ZM222 149V148H221ZM227 149V148H226ZM225 149V150H226ZM181 150V149H180ZM212 149H210V151H211ZM217 150V149H216ZM219 150V149H218ZM230 150V149H229ZM233 150V149H232ZM260 150V149H259ZM78 151V150H77ZM189 151V150H188ZM194 151H196L195 149H194ZM202 151V150H201ZM213 151V150H212ZM220 151V150H219ZM223 151V150H222ZM226 151H228V149L226 150ZM239 151V150H238ZM178 152V151H177ZM193 152V151H192ZM203 152V151H202ZM213 152H215V151H213ZM217 152V151H216ZM229 152V151H228ZM231 152V151H230ZM229 152V153H230ZM234 152V151H233ZM232 152V153H233ZM263 152V151H262ZM84 153V152H83ZM86 153H88V155L86 154ZM128 153V152H127ZM179 153V152H178ZM181 153V152H180ZM187 153V152H186ZM186 153L184 152H182V154H185V155H183L186 159H187V157L189 156V154H188V156L186 155ZM218 153V152H217ZM223 153V152H222ZM225 153V155L227 154V155H229V157H230V155H231V153L230 154H228V153H226V152H224ZM236 153V152H235ZM251 153V152H250ZM254 153V152H253ZM261 153V152H260ZM82 154V153H81ZM204 154V153H203ZM202 154V155H203ZM208 154V153H207ZM210 154V153H209ZM196 155H197V153H196ZM199 155V158L201 159V158H203V157H201V155L200 154H198ZM205 155V154H204ZM216 155V154H215ZM220 155V154H219ZM223 156H224V154H222ZM253 155V154H252ZM260 155V154H259ZM112 156V157H111ZM159 156V155H158ZM180 156V155H179ZM193 156V155H192ZM256 156H257V153H256ZM190 157V156H189ZM206 157H207V155H206ZM228 157V156H227ZM233 157V156H232ZM261 157H262V153H261ZM260 157V158H261ZM47 158H49V159H47ZM112 158V159H111ZM180 158H182L181 156H180ZM191 159H192V157H190ZM193 158H195L194 156H193ZM216 158V157H215ZM61 159H63V160H65V163H66V168H67V166H68V170L67 171H65V169L63 170L62 168H61V164L59 163L60 161L59 160H61ZM119 159V158H118ZM117 159V160H118ZM219 159V158H218ZM227 159V158H226ZM261 159H264V158H261ZM18 160H23V163H24V165H25V167H24V169H22L18 164H17V162H18ZM207 160V159H206ZM229 160V159H228ZM252 160V159H251ZM113 161V162H112ZM188 161V160H187ZM198 161V160H197ZM200 161V160H199ZM202 161V160H201ZM204 161H205V159H204ZM203 161V162H204ZM213 161V160H212ZM218 161V160H217ZM258 161V160H257ZM253 162H255V161H253ZM264 162V161H263ZM263 162H261V163H263ZM116 163V162H115ZM220 163V162H219ZM223 163H225V162H223ZM222 163V164H223ZM248 163H250V160H249V162ZM124 165L123 166H125V163H123ZM135 164H137V163H135ZM196 164V163H195ZM200 164V163H199ZM202 164V163H201ZM201 164H200V166H201ZM214 164V163H213ZM255 164H256V162H255ZM118 165V164H117ZM193 165H194V163H193ZM197 165V164H196ZM195 165V166H196ZM217 165V164H216ZM119 167H120V165H118ZM122 166V165H121ZM135 166H137V165H135ZM140 166V165H139ZM113 167V166H112ZM127 167H129V166H127ZM142 166H140V168H141ZM209 167V166H208ZM226 167V166H225ZM120 168H122V167H120ZM125 168V167H124ZM123 168V169H124ZM132 167H130V169H131ZM139 168V172H140V174H141V176H143L144 175V173H146L144 170H142V169H140ZM192 168V167H191ZM197 168V167H196ZM222 168V167H221ZM228 167H226V170L224 169V171L222 170L221 171V173L222 174H224L225 175V177H226V171H227V173L229 174L230 172L228 171V169H227ZM251 167H249V169H250ZM116 169V168H115ZM114 169V170H115ZM130 169L128 168V172L130 173ZM137 169V168H136ZM148 169V168H147ZM146 169V170H147ZM194 169H195V167H194ZM209 169V168H208ZM217 169V168H216ZM243 169V168H242ZM246 169V168H245ZM69 170H73L74 171V174L73 175H71L72 173H71V171H69ZM119 170V171H118ZM132 170H133V168L131 169V175H132ZM134 170H135V168H134ZM133 170V171H134ZM215 170V169H214ZM219 170H220V168H219ZM232 170V169H231ZM117 171H118V173H117ZM123 171V170H122ZM121 171V169H116L115 170V174H119V173H121L122 172ZM124 171H126V169L124 170ZM150 171V170H149ZM192 171V170H191ZM206 171V170H205ZM209 171H210V169H209ZM233 171V170H232ZM244 171V170H243ZM242 171V172H243ZM247 171V173H249L248 171V169H246L245 171H244V174H245V172ZM253 172H254V170H252ZM113 172V171H112ZM135 172V171H134ZM138 172V173H139ZM147 172H148V170H147ZM158 172V171H157ZM156 172V174H158ZM201 172V171H200ZM203 172V171H202ZM214 172V171H213ZM212 172V173H213ZM234 172H236V171H234ZM253 172H252V174H253ZM138 173H136V174H138ZM150 173V172H149ZM237 173V172H236ZM246 173V174H247ZM255 173V172H254ZM114 174V175H115ZM156 174H153V175H156ZM207 174V173H206ZM210 174V173H209ZM231 174H233L232 172H231ZM231 174L229 175V177L231 176ZM238 174V173H237ZM242 174V173H241ZM245 174V175H246ZM264 174V173H263ZM124 174H123V172H122V175H120V176H123ZM147 175H149L148 173H147ZM147 175L145 176V177H147ZM212 175V177H213V174H211ZM236 175V174H235ZM240 175V174H239ZM239 175H236V177L237 176H239ZM243 175V174H242ZM249 175H250V173H249ZM109 176V175H108ZM107 176V177H108ZM130 176V175H129ZM228 176V175H227ZM247 176H248V174H247ZM256 175H254L253 174V176L252 177H249V178H254ZM102 178H101V180L103 181V177L104 178H106L104 175H102L101 176ZM110 177V176H109ZM126 177V176H125ZM125 177H123V178H125ZM138 177V176H137ZM150 177H151V175H150ZM225 177H224V179H225ZM232 178H236L235 176L233 177V175L231 176ZM230 177V178H231ZM240 177H242V179H245V178H243L244 176H239L238 178L240 179ZM259 177V176H258ZM100 178V177H99ZM120 178V177H119ZM122 178V180H123V182H125L126 183V181L124 180ZM127 178V177H126ZM125 178V179H126ZM134 178V177H133ZM215 178V177H214ZM231 178V179H232ZM71 179V180H70ZM107 179V178H106ZM109 179V178H108ZM121 179V178H120ZM119 179V180H120ZM139 179V178H138ZM149 179V178H148ZM216 179V178H215ZM259 179V178H258ZM95 180V179H94ZM109 180H112V179H109ZM133 180V179H132ZM134 180H136V179H134ZM133 180V181H134ZM140 181H141V179H139ZM233 180H235V179H232V181ZM249 180V179H248ZM71 181V182H70ZM100 181V180H99ZM106 181V180H105ZM105 181H104V183H105ZM138 180H136V183H138L137 182ZM145 181H146V179H145ZM231 181V183H233ZM237 181V180H236ZM251 181H253L252 179H251ZM110 182V181H109ZM118 183L117 184H115L114 183V180H113V182H110V184H108V186H106L105 187V189H108V191H109V196L110 195H113V199H114V202L115 201H117V202H124L125 203V205H127L128 206V208L125 210V211H121L120 209H122L123 210V208L122 207H120V209H117V208H115V206H112V207H110L111 208V210H109L108 209V211L109 212H107V213H109V215H108V217L106 216V218H108L109 219V222H111L112 224H115V226H116V224L118 225V223L117 222H119V221H121V223L122 224H127L129 221L128 220H130V217H131V214H133V213H130L131 212V210H130V208H129V205L130 206H135V205H139L141 208H139V210H142V212H140L139 214V217L138 218H136L134 215V220H137L138 222H140L141 224H143V222H145V217L146 216H148V215H150V214H152V212L156 209V206L159 208H162L163 207V199L165 198V196H164V198H162V199H159V200H161L162 201V207H161V205L160 206H158L157 204L158 203H156V205L154 204L155 202H156V200H154V202H150V201H148L146 198H144L143 197V195L141 194V193H143V192H141V193H139V192H137V188L135 189V187H134V185H132L131 187H129V186H127L126 187V184H125V186L123 185V183L121 182V181H117ZM135 182V181H134ZM238 182V181H237ZM249 182V181H248ZM92 183V182H91ZM104 183H102V184H104ZM112 183V184H111ZM114 183V184H113ZM142 183V182H141ZM151 183V182H150ZM178 183V182H177ZM251 183V182H250ZM249 183V184H250ZM134 184V183H133ZM181 183H179V185H180ZM245 184V183H244ZM164 185V184H163ZM166 185V184H165ZM185 185V184H184ZM183 185V186H184ZM245 185H247V184H245ZM252 185H253V182H252ZM92 186V185H91ZM104 186H105V184H104ZM171 186V185H170ZM173 186V185H172ZM182 186V187H183ZM126 187V188H125ZM163 187V186H162ZM161 187V188H162ZM174 187L177 189V188H179L180 186H178V185H174ZM231 187V186H230ZM234 187V186H233ZM121 188V191H119L118 189H120ZM170 190V187L169 188H167V187H164V190ZM173 189V188H172ZM180 189V188H179ZM187 188L185 187V190H186ZM140 190H142V189H140ZM144 190V189H143ZM162 190V189H161ZM167 190L166 191H164V193L166 192L167 193ZM169 190H168V192H169ZM174 190V189H173ZM102 191V190H101ZM172 191V190H171ZM229 191H230V189H229ZM159 192V191H158ZM173 192V191H172ZM171 192V194H173ZM182 192V191H181ZM154 193V192H153ZM163 192H161V194L163 195L164 194ZM165 193V194H166ZM176 193V192H175ZM174 193V195L173 196H175L176 194H178V193H180L179 191H178V193H176L175 194ZM252 193H253V191H252ZM87 196H86V195ZM102 194V195H101ZM158 194V193H157ZM160 194V193H159ZM170 194V193H169ZM107 195V194H106ZM154 195H156V194H154ZM228 195V194H227ZM108 196V195H107ZM158 195H156V197H157ZM231 196V195H230ZM106 197V196H105ZM155 197V198H156ZM159 197V196H158ZM157 197V198H158ZM227 197V196H226ZM231 197H234V196H231ZM151 198V197H150ZM156 198V199H157ZM159 198H161V197H159ZM183 198L184 197H180L179 195L177 196V197H175V201L176 202H183V204H185V206H188L189 207V205H186L187 203H184V202H186V201H184L183 200ZM244 198V197H243ZM154 199V198H153ZM242 199V198H241ZM247 199V198H246ZM251 199V198H250ZM110 201H111V199H109ZM169 200V199H168ZM188 200V199H187ZM224 200V199H223ZM239 200V199H238ZM249 200V199H248ZM152 201V200H151ZM225 201V200H224ZM223 201V202H224ZM234 201V200H233ZM237 201V200H236ZM108 202V201H107ZM112 202V201H111ZM114 202H113V204H114ZM188 202V201H187ZM229 202V201H228ZM232 202V201H231ZM249 202V201H248ZM84 203H86L88 206L86 207H84V208H81L80 206H82ZM127 203V204H126ZM192 203V202H191ZM237 203V202H236ZM236 203L234 202V204H235V206H236ZM240 203V202H239ZM243 203V202H242ZM250 203V202H249ZM108 204H110V202H108ZM108 204H106L105 206H107ZM112 204V203H111ZM110 204V205H111ZM164 209H166V200L164 201ZM233 204V205H234ZM168 205H169V203H168ZM182 205V204H181ZM232 205V206H233ZM243 205V204H242ZM94 206V205H93ZM92 206V207H93ZM180 206V205H179ZM225 206V205H224ZM264 206V205H263ZM96 207V206H95ZM98 207V206H97ZM169 206H167V208H168ZM176 207V206H175ZM192 207V206H191ZM246 207H248V206H246ZM119 208V207H118ZM159 208V209H160ZM180 208L182 209V210H184L185 208H184V206H180ZM184 208V209H183ZM224 208V207H223ZM231 208V207H230ZM232 208H234V206L232 207ZM240 208V207H239ZM95 209H97V208H95ZM136 209V208H135ZM158 209V210H159ZM169 209H171V208H169ZM190 209V208H189ZM217 209V208H216ZM215 209V210H216ZM219 209V208H218ZM225 209V208H224ZM235 209V208H234ZM244 209V208H243ZM246 209H249V208H246ZM132 210L134 211V209L132 208ZM136 210H138V209H136ZM168 210V209H167ZM190 210H192V209H190ZM227 210V209H226ZM250 210V209H249ZM97 211V210H96ZM105 211V210H104ZM193 211V210H192ZM244 211H246L245 213H247L248 214V210H244ZM155 212V211H154ZM168 212H171V210L170 211H168ZM184 212V211H183ZM191 212V211H190ZM222 212V211H221ZM135 213H137V212H135ZM185 213V212H184ZM244 213V214H245ZM99 214H100V216H101V212H99ZM156 214V213H155ZM154 213H153V215H154V218L155 217H158L159 219H160V215H161V213H159L160 215H155ZM162 214H164V212L162 213ZM172 214H173V211H172ZM194 214V213H193ZM235 214V213H234ZM242 214V213H241ZM96 216H97V212H96V214H95ZM107 215V214H106ZM138 215V214H137ZM180 215V214H179ZM185 215H188V213L186 212V214ZM189 215H191V213L189 214ZM195 215V214H194ZM193 215V216H194ZM249 215V214H248ZM259 215V214H258ZM258 215L257 216H254L255 218L256 217H258ZM152 216V215H151ZM151 216H148L149 218H150V220L152 219L151 218ZM164 215H161V218L163 217ZM192 216V217H193ZM213 216V215H212ZM250 216V215H249ZM260 216V215H259ZM261 216H262V214H261ZM261 216H260V218H261ZM91 217V219H89ZM153 217V216H152ZM191 218V216L189 217V216H183V218ZM195 218L194 219H196V215L194 216ZM253 217V216H252ZM105 218V219H106ZM153 218V219H154ZM165 218L166 219H169V220H167L168 221V224H169V226L170 225H172L171 223H175V222H180V218L178 217V216H176V215H170V217L168 218V217H166L165 216ZM183 218H181V219H183ZM220 219L219 221L221 222V217H217V219ZM255 218H251L250 220H254ZM147 219V218H146ZM159 219H157V221H159ZM162 219H164V217L162 218ZM207 220H208V222L209 223H211V224H213V221L214 220H212V219H210V217H207L206 218ZM210 219V220H209ZM213 219H215L216 220V218L215 217H213ZM256 219H259V217L258 218H256ZM104 220V219H103ZM133 220V219H132ZM150 220H148V221H150ZM191 220H193V218H191ZM198 220V219H197ZM196 220V221H197ZM243 220V219H242ZM242 220H237V221H235L236 223H234V221H232L234 224H237V222L238 221H242ZM153 220H151L150 222H152ZM155 221V220H154ZM156 221V222H157ZM161 221H163V220H161ZM223 221V220H222ZM255 221H257V220H255ZM261 222H259V223H261L262 224V221H264V220H262V218H261V220H260ZM91 222V223H90ZM133 222V221H132ZM164 222V221H163ZM178 222V223H179ZM181 222H183L182 220H181ZM232 222H230V224L232 223ZM243 222V221H242ZM246 222H247V220H246ZM245 222V223H246ZM258 222V221H257ZM93 223V224H92ZM146 223H147V220H146ZM159 223V222H158ZM195 223V222H194ZM204 223V225H205V222H203ZM202 223V224H203ZM215 223H218V220H217V222L216 221H214V225H215ZM232 223V224H233ZM255 223V222H254ZM264 223V222H263ZM91 224V225H90ZM139 224V223H138ZM137 224V225H138ZM176 224V223H175ZM174 224V225H175ZM182 224V223H181ZM181 224H179V225H181ZM190 224V223H189ZM225 224V223H224ZM228 224V223H227ZM230 224H228V225H230ZM232 224H231V226H232ZM119 225H121V224H119ZM128 225L130 226V224L128 223ZM178 225V224H177ZM178 225V226H179ZM184 225V224H183ZM257 225V224H256ZM255 225V226H256ZM264 225V224H263ZM98 226V225H97ZM96 225H95V228L97 227ZM123 226V225H122ZM139 227L138 228H133V226H130V230L131 231H133V233H130V234H135L133 237L137 240H135L138 244V246L136 245V244H134L135 246H137L138 248H137V250L138 249H144L145 248V250L147 249V250H149V249H152L153 251H154V248H156V249H158L157 248V246L156 245H158L157 243L160 241V239H164V234H163V232H166V231H163V232H158V230H155L154 229V226H153V228H151L150 229V227H149V229L151 230L150 232H149V230H148V239L150 238L151 240L150 241H148L147 240V233H145L146 231V226L144 227V229H143V227H141L140 225H138ZM201 226V225H200ZM206 226H208V225H206ZM216 226V225H215ZM252 226V225H251ZM259 226H260V224H259ZM262 226V225H261ZM260 226V227H261ZM117 227V226H116ZM121 227V226H120ZM176 227V226H175ZM174 227V228H175ZM195 227V226H194ZM227 226H225V228H226ZM250 227V226H249ZM254 227V226H253ZM252 227V228H253ZM95 228H94V230H95ZM114 227H112V229H113ZM177 228V227H176ZM179 228V230L180 231H178L179 233L181 232H183V231H181L182 229L180 228V227H178ZM177 228V229H178ZM251 228V227H250ZM262 228H264V226H262ZM111 229V230H112ZM121 229H123L122 227L121 228H119V230L121 231ZM170 229H173V227H171L170 226ZM197 229V228H196ZM209 229V228H208ZM218 229V228H217ZM248 229V228H247ZM118 230V229H117ZM165 230V229H164ZM184 230V229H183ZM229 230V229H228ZM231 230L232 231H234L233 233L231 232ZM231 230H229L230 231V234L228 235V237L229 238H226L227 237V232L229 233V231H226V234L224 235L223 234V236H226L225 238H221V239H224V245H222V248L221 249H219L220 250V253H218L219 254V257H215L213 254H216V252L215 253H213L212 252V246H210V244L211 243H208L207 241H208V238L212 235L211 233H210V235H206V232H209L208 230L205 232L204 231V233L205 234H203V232L202 233H198L197 235H194L195 236V240L197 241L196 242V244H195V246L194 247H196V245H197V243H198V245L199 246H197V248L198 247H200V250H199V248L198 249H195L192 245V248H193V250L195 249V250H199V251H193L192 250V248L191 249H189V250H186V249H182V252H184L183 250H186L185 252H187V251H189V253H182L181 252V250H179L178 248V250L181 252V253H179L178 251H177V249L175 248V246H174V244H173V242L170 244V245H172V246H174V249H170V252H169V249H168V251L167 252H165L166 253V255H164V257H166V258H168L167 260L169 261V259H172L173 260V262H175V264H238L239 262H241V261H239V258H242V257H239L240 255H242V254H245V258H243V260L242 261H244V262H241L242 264L243 263H247V264H255L254 262H256L257 260L256 259H258V258H261L260 259V262H261V260L264 262V231L263 232H257V233H255V234H253V239L252 238H250L249 237V235H251L250 234V232H252V231H250V232H248V233H245L244 231L243 232H241V231H235V229L233 230V229H231ZM264 230V229H263ZM105 231V230H104ZM114 231V230H113ZM116 231V230H115ZM126 232L128 231V230H125ZM191 231H193V233H194V231L195 230H191ZM190 230H189V233L191 232ZM247 231V230H246ZM175 232H177V231H174L173 232V234H175ZM177 232V233H178ZM186 232H187V230H186ZM95 233H98V232H95ZM122 233L124 234V232L122 231ZM161 233V234H160ZM170 233V232H169ZM169 233H167L166 232V234H168V236H170L169 235ZM192 233V232H191ZM190 233V234H191ZM126 235L128 234V233H125ZM124 234V235H125ZM163 234V235H162ZM166 234H165V237H166ZM195 234V233H194ZM222 234V233H221ZM221 234H219V235H221ZM245 234H248V236H247V239L248 238H250V240H247L245 237H246V235ZM113 235V234H112ZM117 235V234H116ZM123 235V236H124ZM177 235V234H176ZM175 235V236H176ZM179 235V234H178ZM181 235V234H180ZM186 236H187V234H185ZM185 235H181V237L182 236H185ZM214 232H213V238H214ZM218 235V234H217ZM254 235L256 236V238L254 237ZM258 235V236H257ZM171 236H173V235H171ZM170 236V237H171ZM174 236V238L176 239V237ZM191 236H193V235H191ZM222 235H221V237H223ZM131 237V236H130ZM180 236H178L177 238H179ZM190 236H187V237H184V244H183V246H184V248H185V246H186V238H189ZM216 237V236H215ZM218 237V236H217ZM216 237V238H217ZM167 238V237H166ZM165 238V239H166ZM183 238V237H182ZM244 238V239H243ZM255 238V239H254ZM164 239V240H165ZM181 239V238H180ZM193 239V238H192ZM192 239H189L190 241L192 240ZM211 239V238H210ZM229 239H231V242L230 241H228ZM120 240V239H119ZM128 241H129V239H127ZM127 240H125L126 242H127ZM174 239H172V237H171V241H173ZM241 240H246L247 242V246H243V244H242V246H239L240 244H241ZM130 241H131V239H130ZM129 241V242H130ZM169 241H170V238H169ZM170 241V242H171ZM188 241V240H187ZM190 241L189 242H187L188 244L190 243ZM193 241V240H192ZM191 241V242H192ZM210 241V240H209ZM221 241V240H220ZM234 241H239V243L240 244H238V243H234ZM47 242H54L57 246H59L60 244H62L63 246L62 247H64V246H66L65 248L67 249V247H68V249H69V253L67 254L66 252H63L62 250L60 251L58 248H56V247H51V246H48L47 245ZM131 242H134L133 240L131 241ZM130 242V243H131ZM161 242V241H160ZM159 242V243H160ZM129 243V244H130ZM179 243V242H178ZM219 244H221V242H218ZM54 244V245H55ZM169 244V243H168ZM213 244V243H212ZM211 244V245H212ZM216 244V243H215ZM238 244V245H237ZM190 245V244H189ZM162 246V245H161ZM168 246V245H167ZM178 246V245H177ZM126 249H125V248ZM127 247H128V244H127ZM141 247V248H140ZM169 247V246H168ZM167 247V248H168ZM179 247V246H178ZM214 247V246H213ZM169 248H171V247H169ZM181 248H182V246H181ZM187 248V247H186ZM62 249V248H61ZM142 249V252L144 251V252H146L145 250H143ZM155 249V253H157L159 256H160V252L158 251V250H156ZM188 249V248H187ZM172 250H174V251H172ZM66 251V250H65ZM132 251V250H131ZM141 251V250H140ZM151 251V250H150ZM216 251V250H215ZM67 252H68V250H67ZM138 252H139V250H138ZM149 252V251H148ZM169 252V253H168ZM129 253H130V255L132 254L130 251H129ZM137 253V252H136ZM136 253H133V255H135L136 256ZM153 253V252H152ZM164 253V254H165ZM161 254H163L162 252H161ZM157 255V256H158ZM217 255V254H216ZM196 258V259H193L194 257ZM133 257V256H132ZM132 257H126V259L127 258H131L132 259ZM154 258H155V256H153ZM152 257V258H153ZM121 258L123 259V258H125V257H122L121 256ZM157 258H159V257H157ZM166 258H165V260H166ZM263 258V259H262ZM141 259H142V257H141ZM144 259V258H143ZM150 259V258H149ZM162 259V258H161ZM130 260V259H129ZM135 259H133V261H134ZM237 260H238V262H237ZM241 260V259H240ZM256 260V261H255ZM259 260V259H258ZM49 261H47V262H49ZM123 261H124V259H123ZM122 261V263L124 264L126 261H128V260H126V261H124L123 262ZM132 261V262H133ZM149 261V262H148ZM146 263H150V261H151V259L150 260H148ZM160 261L161 260H157V263L159 262L160 263ZM132 262H131V264H132ZM135 262L136 261H134L133 262V264H135ZM141 263V261L139 260L138 261V263ZM154 262V261H153ZM152 261H151V263L150 264H152L153 263ZM156 262V261H155ZM165 262H167V261H165ZM260 262H258L259 264H260ZM263 262H261L262 264H263ZM88 263V264H89ZM126 263H128V262H126ZM130 263V262H129ZM128 263V264H129ZM137 262H136V264H138ZM139 263V264H140ZM158 263V264H159ZM162 263V262H161ZM169 263V262H168ZM168 263H166V264H168ZM241 263H239V264H241ZM257 263V262H256ZM83 264V263H82ZM87 264V263H86ZM156 264V263H155Z\"/></svg>","mask_w":264,"mask_h":264}]
</instances>
